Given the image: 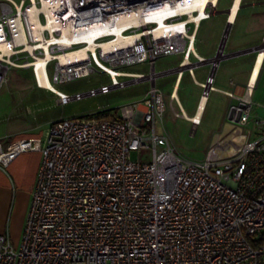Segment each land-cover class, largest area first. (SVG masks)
I'll return each instance as SVG.
<instances>
[{
    "label": "built area",
    "instance_id": "obj_1",
    "mask_svg": "<svg viewBox=\"0 0 264 264\" xmlns=\"http://www.w3.org/2000/svg\"><path fill=\"white\" fill-rule=\"evenodd\" d=\"M216 6L213 0H0V88L11 67L28 68L34 85L61 105L152 82L140 100L51 121L44 140L0 145V167L21 153H42L21 242L15 248L0 233V264H264V115L251 119L250 99L237 97L227 117L242 142L226 154L229 142L220 135L203 158L189 159L165 127L168 104L155 85L169 72L155 70L162 56L181 54L190 66L206 61L194 50L196 30ZM217 53L214 73L199 83L206 100L224 57ZM135 64L150 70L126 69ZM93 74L108 82L73 94L58 88ZM180 109L177 117L199 123ZM142 148H151V158L133 159Z\"/></svg>",
    "mask_w": 264,
    "mask_h": 264
},
{
    "label": "crops",
    "instance_id": "obj_2",
    "mask_svg": "<svg viewBox=\"0 0 264 264\" xmlns=\"http://www.w3.org/2000/svg\"><path fill=\"white\" fill-rule=\"evenodd\" d=\"M216 2L218 4L217 8L219 14L214 16L212 14L209 19L202 21L196 30L194 50L197 55L208 59L212 58L217 53V48L221 43L225 29H223L221 33V28L218 24H216V28H214L213 24L208 23V26L205 25L207 30L203 32L204 36L200 34L203 23L213 17H218V20L221 21L223 20L222 22L225 27L227 22H230L228 33L226 32L223 38L225 41L224 46H221L223 54L224 51L227 55L245 48L264 44V0H230L228 4L224 3L223 0H216ZM236 4L237 8L234 12L233 19L229 21V14H226L225 10L233 8ZM230 32L233 37L226 47V40ZM197 36H199L198 40ZM205 41H207L208 45L206 44L207 46L205 49H201L199 46L205 44ZM221 47H219L218 52L221 50ZM182 61L183 57L181 55V59L176 66H179ZM170 69L160 70L159 72ZM148 70H150V68ZM210 71L211 64L202 63L194 67L184 68L180 73L172 72L164 74L171 75L173 78L172 88L168 95L172 93L173 97L178 100L180 107L185 111V107L182 106L179 99L178 90L180 86L183 85L188 90L192 91L194 87L201 88L199 83L205 81ZM214 78V84L217 86H225V88H216V90L213 91H221L229 99L224 111L221 126L215 132L214 137L219 133L225 136V134L232 130V123L227 117V111L230 105L240 104V100L237 97L247 96V98L250 99L251 119L255 116L264 115V49L238 56L223 57L215 70ZM157 79L158 77L155 78V85ZM250 79L255 80V82L251 86L250 94H246V87L249 86ZM151 85L152 82L149 81L148 89ZM243 87H245L244 91ZM31 89L42 88L36 87L33 81ZM147 91H145V95ZM226 92H233L234 97L231 98ZM32 99L42 100L44 98L42 95H34L31 100ZM207 100L206 98H200L197 109L195 111L193 110L192 114H187L185 111L187 118L192 116H195L196 119L199 118V123L197 125L194 126L191 123L192 127H197L201 123ZM185 106L188 108L189 103ZM254 106L258 107L261 111H253ZM189 108L190 110L193 109V107ZM27 118L28 116H25L23 109L19 106L11 111L5 108L0 110V145L2 148H7L12 142L21 138H40L44 140L49 124L48 122L51 119L45 120V129H42L43 125H39L37 119L35 120L32 118L29 121ZM186 120L189 121L188 119ZM226 124H229L231 128L223 133ZM214 137L210 139L208 143L214 140ZM41 160L42 153L40 151H27L19 154L8 166L0 167V233H7L10 239H12L11 236L14 235L15 232L22 235L30 207L31 193L36 183L37 172Z\"/></svg>",
    "mask_w": 264,
    "mask_h": 264
},
{
    "label": "rangeland",
    "instance_id": "obj_3",
    "mask_svg": "<svg viewBox=\"0 0 264 264\" xmlns=\"http://www.w3.org/2000/svg\"><path fill=\"white\" fill-rule=\"evenodd\" d=\"M223 1L228 4L230 0ZM217 6L213 16L219 14ZM220 21L221 20H218V17H213L212 19L206 21L200 29V34L203 35V32L207 30L205 25L208 26V23L213 24L214 28H216V24H218L222 33L223 29H225V25L222 22L223 20L221 23ZM232 37V33L230 32L226 40V47L229 45ZM198 38L199 36H197V40ZM205 42V44L199 46L201 49H205L208 45L207 41ZM224 54L225 57V51ZM180 59L181 54L162 56L157 60L155 69L160 71L173 68L177 65ZM191 62H195V58H191ZM126 69L134 73L149 72V67L145 64L131 65ZM168 73H170V71ZM49 75L51 76V70H49ZM7 78L8 80L0 88V110L5 108L11 111L19 106L23 109L25 116H28L27 119L29 121L32 118L35 120L37 119L38 124L43 125L42 129H45L44 124L46 119H51L48 122L50 123L59 117L69 118L81 116L93 113L98 110V108L113 109L122 104L140 100L145 96V91H147L149 87V81L143 80L137 83L129 84L125 88L113 89L106 95L87 97L81 100H72L66 105H61L54 93L42 89H31V86L33 85V78L28 68L11 67ZM101 82L107 83V78L99 74H93L88 77L74 79L63 83L58 86V88L68 92L69 94H73L75 91L84 92L91 87H97ZM172 82L173 78L171 75H164V73L158 77L156 82V86L166 94L165 100L168 104V111L164 116L165 127L168 129L173 144L184 157L189 159H201L207 150L209 140L214 137L215 132L221 126L224 111L229 99L221 91H212L208 97L205 109L203 110L201 123L197 127H192L191 122L187 121L182 116L177 117L175 115V112L179 113V110L181 109L178 100H172L170 98V94L168 95L172 88ZM214 85L219 89L225 88V86ZM244 88L245 87H243V91ZM201 91L202 89L199 87H194L192 91L188 90L183 85L180 86L178 90L179 99L182 106L185 107L187 114H192L193 110L195 111L197 109L199 99L201 98ZM34 95H42L44 99L31 100ZM188 103L189 107H193L192 110L185 106ZM253 111L260 112L261 110L254 106ZM158 127L159 131H161V126ZM137 157H140L141 160H149L151 158V148H142L140 152L132 151V158L137 159ZM11 238L14 247L17 248L21 242V234L15 232Z\"/></svg>",
    "mask_w": 264,
    "mask_h": 264
},
{
    "label": "bare ground",
    "instance_id": "obj_4",
    "mask_svg": "<svg viewBox=\"0 0 264 264\" xmlns=\"http://www.w3.org/2000/svg\"><path fill=\"white\" fill-rule=\"evenodd\" d=\"M213 1L215 3H217L216 0H213ZM236 8H237V4L233 8H231V12L229 14V17H230L229 21H231L233 19V15H234V12H235ZM222 47H223V45H222ZM222 47H221V50L217 54V56L220 57V58L225 55V54L222 53ZM182 64H183L182 69L190 67L189 62L187 60H185L184 63H182ZM180 72H181V70L178 73H180ZM254 82H255V80H252V79L249 80V83H250L249 84V86H250L249 94L251 92V86L254 84ZM43 84H45V85H47V86H49V87H51V88L56 90V88L54 86H52V84L49 83L47 81V79L43 82ZM190 118H194L195 121H197L199 119V118L196 119L195 116H192ZM230 128H231V126L229 124H226L225 127H224L223 133L227 132ZM220 135H221L220 133L216 134L214 139H217ZM225 136H226L225 142H229V144L226 145V149L227 150H225V151L223 150V153H226V154L229 151H234L236 149L235 143H241L242 140H243L242 135L238 131H235V132L229 131L227 134H225Z\"/></svg>",
    "mask_w": 264,
    "mask_h": 264
},
{
    "label": "water",
    "instance_id": "obj_5",
    "mask_svg": "<svg viewBox=\"0 0 264 264\" xmlns=\"http://www.w3.org/2000/svg\"><path fill=\"white\" fill-rule=\"evenodd\" d=\"M230 12H231V8L225 10V13L226 14H230ZM229 25H230V22H227L226 27H225V30H224V34L222 36V40H221V43H220V46L219 47L222 46V43H223V46H224L225 41L223 40V38L225 37L226 32L228 33V27H229ZM262 49H264V44H260V45L253 46V47H250V48H245V49H242V50L233 52L231 54H227L226 56H238V55L245 54V53L252 52V51H260ZM213 60H217L216 55L213 56L212 58L206 59V61L204 63H211ZM194 66H197V65H192V67H194ZM182 67H183V64H180L179 66H176L175 68H172L169 71H170V73H172V72H179L180 70L182 71L184 69V68L182 69ZM212 73H214V70H211V74ZM235 121H238V116L235 118Z\"/></svg>",
    "mask_w": 264,
    "mask_h": 264
}]
</instances>
